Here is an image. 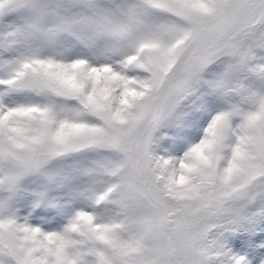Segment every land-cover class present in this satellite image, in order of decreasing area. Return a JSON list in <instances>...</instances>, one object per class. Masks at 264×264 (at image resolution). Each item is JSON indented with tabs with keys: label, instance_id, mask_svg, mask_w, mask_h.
I'll return each instance as SVG.
<instances>
[{
	"label": "snow or ice",
	"instance_id": "6c2138e0",
	"mask_svg": "<svg viewBox=\"0 0 264 264\" xmlns=\"http://www.w3.org/2000/svg\"><path fill=\"white\" fill-rule=\"evenodd\" d=\"M0 264H264V0H0Z\"/></svg>",
	"mask_w": 264,
	"mask_h": 264
}]
</instances>
